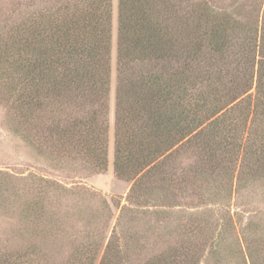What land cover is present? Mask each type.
Returning <instances> with one entry per match:
<instances>
[{"label":"trees","instance_id":"obj_1","mask_svg":"<svg viewBox=\"0 0 264 264\" xmlns=\"http://www.w3.org/2000/svg\"><path fill=\"white\" fill-rule=\"evenodd\" d=\"M113 2L21 0L19 21L0 28L9 131L52 174L108 171ZM244 8L118 0L113 168L131 184L122 219L99 241L59 211L60 199L94 193L5 176L25 228L0 245V264H264V214L249 209L264 195V23L260 33ZM189 198L204 207L175 218ZM100 203L90 225L111 218Z\"/></svg>","mask_w":264,"mask_h":264},{"label":"rangeland","instance_id":"obj_2","mask_svg":"<svg viewBox=\"0 0 264 264\" xmlns=\"http://www.w3.org/2000/svg\"><path fill=\"white\" fill-rule=\"evenodd\" d=\"M219 6L226 7L232 4H241L249 16L255 17L260 26L259 32H263L261 25L264 23V0H216ZM21 11V0H0V28L14 25L19 21ZM114 13V35H113V49H112V75H111V97L109 108V168L106 173L97 174L92 176H79L71 175L68 177L64 173H51L46 163H44L38 156L36 150L27 145L18 137L14 136L8 128L7 119V106L5 101L0 100V185L3 184L5 176L12 177L16 185L24 187L33 180L53 178L60 185L68 189L79 191L84 189L94 193L95 198H83L68 196L60 199L62 202L59 211H62L66 216V221L69 222L76 231L90 232L102 241H108L117 219H122L123 208L127 206V196L129 194L131 184L117 178L114 173V120H115V89H116V60H117V28H118V0L113 2ZM255 88H253L254 92ZM34 187V185H31ZM10 188L6 186L0 187V245L4 246L6 241L17 242L21 241L22 233H24L25 225L22 222L21 205L22 202H5L6 197L12 192H7ZM13 192H16L13 189ZM10 193V194H9ZM55 198V200L59 199ZM256 198V197H255ZM190 200H181L179 207L174 209L176 217L182 219L184 216L192 214L197 210L202 209L200 202L196 199L189 198ZM107 201L108 206L111 208V218L109 219H95L93 225L89 221H93V215L97 211H101L100 202ZM57 204V206L60 205ZM200 206V207H198ZM250 210L255 212L260 210L264 214V195L259 200H253L252 205L249 206ZM233 213H241L243 210L238 206H233ZM103 209V208H102ZM146 210V209H145ZM152 211V210H150ZM93 212V213H92ZM113 217V218H112ZM143 221L140 224L144 227ZM88 226V227H86ZM139 226L135 227L137 231ZM69 225L63 229L72 231ZM146 228V227H145ZM147 229V228H146Z\"/></svg>","mask_w":264,"mask_h":264}]
</instances>
